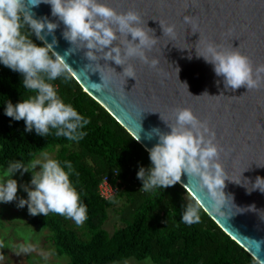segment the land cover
<instances>
[{
  "label": "clouds",
  "instance_id": "obj_1",
  "mask_svg": "<svg viewBox=\"0 0 264 264\" xmlns=\"http://www.w3.org/2000/svg\"><path fill=\"white\" fill-rule=\"evenodd\" d=\"M40 3L49 6V15L55 17V21L35 15L31 9ZM183 19L189 28L196 27L191 16L185 15ZM56 21L64 26L61 38L70 44L63 55L54 50L57 44L54 35L58 27ZM159 25L162 34L175 36L173 24L161 25L159 22ZM153 31L145 22L141 26V18L136 11L117 12L100 0H0V65L19 73L22 77L20 83L34 93L15 104L7 100L3 114L14 121L22 119L24 132L34 131L37 136L45 137L50 129H54L57 137L81 140L86 135L82 129L89 119L79 114L70 103H65L50 83L58 77L67 78L70 66L65 58L83 49V56L88 61L84 68L88 69L91 63L89 72H98L101 81L91 83V88L96 92L111 91L108 85L112 80L111 74L116 72L108 66V61L122 66L118 74H123L124 80L125 77L135 80V69L127 63L129 58H137L149 68H157L158 59L147 55L157 44ZM33 36L40 44L33 42ZM48 36H51L50 41L45 39ZM194 48L196 57L211 64L214 74L221 77L226 91H234L242 85L248 90L260 86L264 65L253 69L249 58L236 48L226 49L213 41H204L199 49ZM100 60L106 63L101 65ZM105 67L109 73H105ZM172 115L174 122L165 123L170 131L160 132L153 128L147 135L151 138L155 134L156 143L147 149L151 166L147 169L138 167L136 172L137 179L141 181L139 190L151 192L170 187L180 180L183 173L196 180V192L205 194L207 207L212 213H225L226 206L234 205L231 194L223 191L224 182L227 179L241 184V176L239 181L230 180L218 162L221 149L214 142L215 133L207 121L198 119L188 107L174 108ZM160 119L165 122L161 116ZM134 139L139 137L135 135ZM43 155V162L34 160L24 165L13 161L8 164V178L0 182V203L16 200L17 207L27 205L30 215L47 216L53 212L70 218L77 226L81 225L87 219V209L69 180V174L73 172L71 162L64 161L62 168L58 161ZM37 165L39 170L35 171ZM16 170H20L21 175L25 171L31 173L28 183L32 187L20 185L27 193V199L16 196L17 182L10 178ZM243 186L247 192L258 190L264 193V178L257 176L250 187L245 178ZM202 205L205 204L201 199L185 205L180 221L186 225L199 223ZM262 242L257 241L258 246Z\"/></svg>",
  "mask_w": 264,
  "mask_h": 264
},
{
  "label": "water",
  "instance_id": "obj_2",
  "mask_svg": "<svg viewBox=\"0 0 264 264\" xmlns=\"http://www.w3.org/2000/svg\"><path fill=\"white\" fill-rule=\"evenodd\" d=\"M100 2L117 12L136 11L141 26L145 22L154 30L152 35L157 38V44L147 55L158 59L157 68H149L137 58H129L127 63L135 69V80L132 77L124 80L123 74H118L122 66L108 61V66L116 72L111 74L108 85L111 91L96 92L90 84L101 82L99 73L89 72L91 63L88 69L84 68L88 61L81 49L65 58L70 66L69 73L134 138L138 136L136 141L146 150L156 143L155 134L151 138L147 136L153 128L160 132L170 131L165 123L174 122V108L188 107L198 119L207 121L215 133L214 142L221 149L218 162L230 180L239 181L241 176V184L227 179L224 182L223 191L231 194L234 206L229 204L226 212L220 215L212 213L205 194L196 192L194 178L182 173L178 183L195 200L201 199L205 204L202 205L204 211L226 234L264 264V242L259 246L257 243L264 241V193L247 192L243 186L245 178L249 187L257 176L264 178V77L256 89L248 90L242 85L234 91H226L221 77L214 74L211 64L196 57L194 48L199 49L204 41H213L226 49L236 48L249 58L253 69L264 65V0ZM31 10L37 17L56 20L49 15L47 4L40 3ZM185 15L196 22L194 29L184 23ZM56 22L54 50L63 55L70 44L61 38L63 24ZM159 22L161 25L173 24L175 36L162 34ZM45 39L50 41L51 36ZM99 63L106 62L100 60ZM104 71L110 72L106 67Z\"/></svg>",
  "mask_w": 264,
  "mask_h": 264
},
{
  "label": "trees",
  "instance_id": "obj_3",
  "mask_svg": "<svg viewBox=\"0 0 264 264\" xmlns=\"http://www.w3.org/2000/svg\"><path fill=\"white\" fill-rule=\"evenodd\" d=\"M31 39L40 44L34 36ZM66 75V79L58 77L50 83L65 103L89 119L82 129L86 135L79 141L57 137L54 129L45 137L24 132L22 119L5 116L7 100L15 104L34 93L23 87L19 73L0 65V165L7 167L13 161L28 165L36 155L58 146L52 159L62 168L64 161L71 162L69 180L87 209L85 238L59 214L49 212L28 219L49 231L56 252L68 258L65 264H117L128 257H149L155 264H260L202 207L199 223L181 222L184 206L195 199L178 182L164 189L140 191L136 172L138 167L151 166L147 150L69 72ZM103 177L118 190L109 198L98 192ZM117 194L125 199L118 210L123 225L108 233L103 223Z\"/></svg>",
  "mask_w": 264,
  "mask_h": 264
},
{
  "label": "rangeland",
  "instance_id": "obj_4",
  "mask_svg": "<svg viewBox=\"0 0 264 264\" xmlns=\"http://www.w3.org/2000/svg\"><path fill=\"white\" fill-rule=\"evenodd\" d=\"M57 148L58 146H55L45 153L36 155L34 160L43 162L45 159L43 154H47V158L52 159ZM34 170L38 171L39 166L37 165ZM6 171L7 167L0 165V182L8 178ZM10 178L17 182L16 196L27 199V193L22 190L20 185L32 187L28 183L31 179V173L25 171L21 175L20 170H16ZM124 201V197L117 194L112 206L108 208V216L103 223V228L108 233H112L117 227L123 225L118 210ZM30 216L27 205L17 207L16 200L0 203V264H65L68 258L65 254L56 252L54 244L48 239L49 231L38 225L30 224L28 222ZM63 219L66 225L74 229L79 236L86 237L87 230L84 223L77 226L70 218L63 217ZM117 264L155 263L149 257L144 259L128 257L118 261Z\"/></svg>",
  "mask_w": 264,
  "mask_h": 264
},
{
  "label": "built area",
  "instance_id": "obj_5",
  "mask_svg": "<svg viewBox=\"0 0 264 264\" xmlns=\"http://www.w3.org/2000/svg\"><path fill=\"white\" fill-rule=\"evenodd\" d=\"M117 191V188L110 184L107 177H103L98 185V192L104 198H109L113 196L114 194H116Z\"/></svg>",
  "mask_w": 264,
  "mask_h": 264
}]
</instances>
